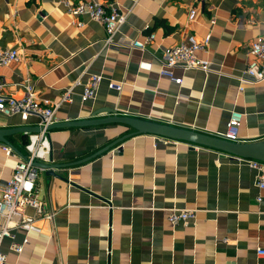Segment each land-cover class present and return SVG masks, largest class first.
Masks as SVG:
<instances>
[{"label": "crops", "instance_id": "1", "mask_svg": "<svg viewBox=\"0 0 264 264\" xmlns=\"http://www.w3.org/2000/svg\"><path fill=\"white\" fill-rule=\"evenodd\" d=\"M98 1L126 13L111 44L101 23L74 17L55 0H0V50L19 53L18 62L0 67L1 93L20 97L27 81L41 100L58 103L73 87L72 101L55 112L57 122L115 111L217 137L236 110L242 113L237 142L264 141V81L239 90L249 46L264 35V0ZM192 8L197 13L190 21ZM208 33L207 53L198 56L211 62L209 71L175 68L181 83L160 73L164 49ZM150 34L155 37L145 51L129 47ZM142 61L150 67L142 68ZM92 74L102 81L95 98L81 102ZM109 82L122 89H109ZM39 125V116L23 120L0 112V129ZM31 134L6 137L17 156H6L1 147L7 144L0 142V181L10 179ZM48 142V158L40 161L46 164L76 163L109 148L53 169L61 178L40 169L36 196L43 213L25 210L39 232L27 234L19 255L10 246L22 241L24 231L4 238L5 264H264L256 254L264 249V193L246 160L251 158L120 123L53 129ZM172 207L197 209L195 222L172 226Z\"/></svg>", "mask_w": 264, "mask_h": 264}, {"label": "built area", "instance_id": "2", "mask_svg": "<svg viewBox=\"0 0 264 264\" xmlns=\"http://www.w3.org/2000/svg\"><path fill=\"white\" fill-rule=\"evenodd\" d=\"M59 5L63 6L65 12L80 18L88 17L91 20L101 23L106 32L105 42L112 43V39L120 26L126 19V13L117 10L112 5H105L98 0H55ZM197 11L192 8L188 13V20H194ZM214 20H211V24ZM77 26H82V22H77ZM155 35L150 34L142 41H131L130 48L139 49L142 52L146 50L149 43L154 39ZM210 41V34L205 35L201 40L194 37H188L185 41H181L173 46H170L163 51L161 60L162 75L170 78H175L172 70L180 68L183 71L189 69H201L204 72L210 70L211 62L208 58H201L198 53H207L208 44ZM249 60L243 75L239 78L242 85L239 90L243 89V84L246 83H260L264 81V35L259 36L249 46L248 49ZM19 61V53L16 49H2L0 50V67L7 66L10 63ZM140 66L149 68V64L142 61ZM102 81V76L99 74H92L83 83L80 94V101L87 102L93 100L96 96V91ZM177 83H181L180 77L175 78ZM78 81L74 86L79 85ZM3 84L0 82V112L5 115L18 114L21 119L27 120L30 115H36L40 118V127L45 128L55 122L57 118L56 110L63 103L72 101L73 87L66 89L58 103H50L48 100H41L34 90L33 84L24 82L22 84L23 94L20 97L6 96L1 93ZM109 89L120 91L122 83L116 84L109 82L107 84ZM242 120V113L239 111H231L229 119L226 123L225 131L219 135L228 141L238 140V130ZM49 131L43 129L42 131L32 133L29 136L28 143L25 145V158L19 157L18 162L14 166L10 179L2 182L0 181V217L2 223L0 224V244L4 238H13L12 231L20 229L24 231V237L20 243H12L10 248L19 255L24 246L28 243L27 234L38 233L39 229L36 226V219L27 216L25 210L28 207H34L38 213H43L42 204L38 202L36 196V181L38 173L41 168L34 163L40 162L48 158ZM2 150L6 156H17V154L7 145H2ZM248 165L256 172L255 182L257 188L264 193V161L255 159H246ZM261 197H257L260 201ZM197 209L193 208H177L172 207L168 209L167 220L175 226L179 223L187 225L193 223L197 217ZM52 212H45L43 217L45 219H53ZM256 254L264 257V249L256 248ZM6 255L0 251V264H5Z\"/></svg>", "mask_w": 264, "mask_h": 264}, {"label": "water", "instance_id": "3", "mask_svg": "<svg viewBox=\"0 0 264 264\" xmlns=\"http://www.w3.org/2000/svg\"><path fill=\"white\" fill-rule=\"evenodd\" d=\"M109 112H112L113 114L107 115L105 117H95V118L83 119V120H66L62 122H55L49 126H46L45 128L40 126L39 127L23 126L16 128L0 129V142L7 144L14 151H17L15 147L10 145V143L6 139L7 136H11L17 133H21V134H25V133L27 134L31 132L36 133L42 131L43 129L50 131L59 128H85V127L120 123L133 128L137 133L152 134L178 141H186L196 145L216 149L232 156L264 161V141L251 143V144H242L237 141H228L221 137L207 135L191 129H185L164 123L153 122L137 117L117 115L115 111H109ZM122 139L124 138L119 139L115 143H118ZM108 148L109 146L106 147L105 149L97 151L95 154L91 155L90 157H87L76 163L57 165L53 163L46 164L43 162H35L34 164L37 167L44 169L46 175L61 178L59 175L54 173L53 169L66 168L74 164L85 162L101 154L103 151L107 150ZM22 157L25 158V155H23Z\"/></svg>", "mask_w": 264, "mask_h": 264}, {"label": "trees", "instance_id": "4", "mask_svg": "<svg viewBox=\"0 0 264 264\" xmlns=\"http://www.w3.org/2000/svg\"><path fill=\"white\" fill-rule=\"evenodd\" d=\"M27 142V141H26ZM26 142H24V146L27 144Z\"/></svg>", "mask_w": 264, "mask_h": 264}]
</instances>
